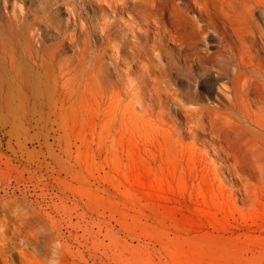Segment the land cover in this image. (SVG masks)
<instances>
[{
    "label": "rangeland",
    "instance_id": "1",
    "mask_svg": "<svg viewBox=\"0 0 264 264\" xmlns=\"http://www.w3.org/2000/svg\"><path fill=\"white\" fill-rule=\"evenodd\" d=\"M170 1L0 0V264H264V0Z\"/></svg>",
    "mask_w": 264,
    "mask_h": 264
},
{
    "label": "bare ground",
    "instance_id": "2",
    "mask_svg": "<svg viewBox=\"0 0 264 264\" xmlns=\"http://www.w3.org/2000/svg\"><path fill=\"white\" fill-rule=\"evenodd\" d=\"M78 1H82V0H78ZM93 2H96L97 4H103V5H107V6H109V7H112V6H118V5H123L124 7H126L127 9H135L141 16V20H142V22L144 23V24H150V23H153L154 24V26H153V28H154V31L158 34L159 32H162V31H166L167 29H170V28H167L166 27V24H169V25H174V26H176L175 25V21H174V19H172L173 17L171 16V11L170 10H167V9H165L164 7H162V5H164V4H162L161 6H160V4H161V2L163 1H161L160 2V4L158 3V1L159 0H92ZM169 1V5L171 6V5H173L172 4V2L173 1H170V0H168ZM186 1V0H185ZM188 1V0H187ZM186 1V2H187ZM165 2V1H164ZM167 2V1H166ZM174 3V2H173ZM166 5V4H165ZM164 5V6H165ZM176 5V4H175ZM174 5V8H176L177 6H175ZM187 5H188V3H187ZM167 6V5H166ZM167 8V7H166ZM171 8H172V6H171ZM174 8H172L173 10H174ZM171 9V10H172ZM184 9V8H183ZM177 11V10H176ZM164 15L165 16H167V21L165 20L164 21ZM174 15H175V13H174ZM180 16V14H176V16ZM179 18V17H178ZM163 19V20H162ZM177 19V18H176ZM178 20L179 19H177V22H178ZM181 20V19H180ZM169 21V22H168ZM182 21V20H181ZM183 24V23H182ZM181 24V25H182ZM177 26H179V25H177ZM170 27V26H169ZM172 30H173V28H172ZM176 30V29H175ZM178 30H179V27H178ZM237 30V29H236ZM239 30H240V28H239ZM239 30H237V31H239ZM242 30H244V29H241L239 32H241ZM236 31V32H237ZM244 31H246V30H244ZM147 32V31H146ZM151 33V32H150ZM169 33H170V36L172 37V36H175V32L173 31H169ZM244 32H242V34H243ZM147 34H148V32H147ZM237 34V33H236ZM242 34H240V35H242ZM160 35V34H159ZM235 35V34H234ZM236 36V35H235ZM238 36H239V33H238ZM243 36V35H242ZM174 38V37H173ZM243 38V37H242ZM176 43V42H175ZM240 43V42H239ZM250 45V44H249ZM246 46H248L247 44H246ZM252 50V49H251ZM245 51V50H244ZM251 52V51H250ZM227 54V53H226ZM225 54V55H226ZM228 55V56H227ZM225 57V60H224V63H225V68H222L221 69V76H223V78L225 79V80H223V81H227V84L226 83H224L223 84V92H221L222 94V96L223 97H221L220 95V100H219V97H218V101H217V103L219 102V104L220 105H225V107L227 106L226 104H229L230 105V107L233 109L234 108V106H235V102L231 99V94H234V100H235V98H236V96L238 95V93H237V91H238V89H240V90H242V93H243V101H244V95H245V93L247 92L246 91V89L247 88H250L249 87V85H248V82L251 80V79H254V82H256V84H258L257 83V81H259V82H262L263 83V89H264V73L263 74H261V71L260 70H258L257 68H252V65H251V63H250V61H251V57L252 56H248L247 54H245L244 52H243V54L242 53H238V54H236L235 56H233L231 59H228L229 58V54H227ZM247 55V56H246ZM232 56V55H231ZM245 56L247 57V59L245 60ZM223 59H221V61H222ZM219 63H220V60L218 61ZM223 63V62H222ZM221 65V64H220ZM223 65V64H222ZM220 72H219V74H220ZM222 81V80H221ZM222 81V82H223ZM221 82V83H222ZM229 83V84H228ZM252 83V85H250L252 88H253V85H254V83H253V81L251 82ZM250 83V84H251ZM222 88V87H221ZM252 88H250V89H252ZM257 88V87H256ZM258 88H259V85H258ZM222 90V89H221ZM240 90H239V92H240ZM248 90V89H247ZM251 92V91H250ZM259 92L260 93H262V91H260L259 90ZM241 93V94H242ZM240 95V94H239ZM262 95H263V97H262V101H258V99L255 97V99H256V101L255 102H253L251 99V101L249 100V99H246V101L247 102H249V104L248 105H252V107L254 106V107H256V108H248L247 107V105H246V102H245V104H243V105H241V107L242 108H244V106L246 105V110H244V111H241V110H238L239 111V113H241L242 115H243V117H245V119L246 120H248L249 122H248V124L249 123H251V122H255V117H258V119L260 118V117H262V119L264 118V92L262 93ZM245 97H248V95L247 96H245ZM250 98V97H249ZM258 98L260 99V96H258ZM224 101L226 102V104L224 103ZM243 103V102H242ZM255 103V104H254ZM258 103H260V105L258 104ZM220 105H218V107L220 106ZM237 106V105H236ZM224 107V106H223ZM228 108V107H227ZM227 108H224V109H227ZM222 110H223V108H221ZM229 109V108H228ZM227 109V110H228ZM241 109V108H240ZM232 111H234V110H232ZM224 112H226V110L224 111ZM223 113V112H222ZM233 113H235V112H233ZM233 113H230V115H231V118H232V115H233ZM237 113V112H236ZM235 113V114H236ZM224 114V113H223ZM219 115H221V113L219 114ZM227 115V114H226ZM225 115V116H226ZM230 115H228V116H230ZM224 116V117H225ZM235 116V115H234ZM260 116V117H259ZM239 117V116H238ZM244 118H242V120H243ZM232 120V119H231ZM235 120V119H234ZM237 120V119H236ZM235 120V121H236ZM260 120V119H259ZM258 120V121H259ZM257 121V122H258ZM242 122V121H241ZM263 121L262 120H260V123H262ZM246 123H247V121H246ZM264 123V122H263ZM262 123V124H263ZM239 124V123H238ZM258 124V123H257ZM242 125H243V122H242ZM242 125L240 126V127H242ZM245 125V124H244ZM243 125V127H249V126H247V125H245L244 126ZM251 125V124H250ZM253 125V124H252ZM263 126V125H262ZM251 127H253V126H251ZM260 127V126H259ZM263 128V127H262ZM249 131L251 130V129H253V128H247ZM257 129V128H256ZM259 129V128H258ZM242 130H243V128H242ZM259 130H262V129H259ZM252 131V130H251ZM258 131V130H257ZM257 131H255V132H257ZM264 131V130H263ZM263 131H260V133H262ZM243 132V131H242ZM246 132V131H245ZM254 132V133H255ZM258 133H259V131H258ZM256 134V133H255ZM248 136H251L250 134L248 135ZM254 136V135H253ZM257 136H259L260 138H264V135H260V134H257ZM256 137V136H255ZM251 138V137H250ZM252 139V138H251ZM256 139H258L257 137H256ZM260 140H263V143H264V139H260ZM258 141V140H257ZM222 142L225 144V146H222V150H223V152L226 154V156L227 157H229V156H232V157H234L235 159H236V162H237V164L239 165L240 164V161H241V158H240V155L238 154V152H237V150L235 149V146H234V143L229 139V138H227V137H224V138H222ZM253 142V141H252ZM256 142V141H255ZM257 144V143H256ZM263 149V148H262ZM228 153V154H227ZM258 162V161H257ZM260 162V161H259ZM260 164V163H259Z\"/></svg>",
    "mask_w": 264,
    "mask_h": 264
}]
</instances>
